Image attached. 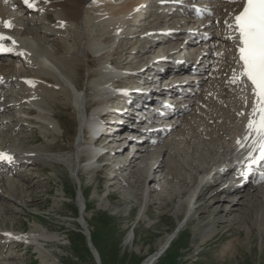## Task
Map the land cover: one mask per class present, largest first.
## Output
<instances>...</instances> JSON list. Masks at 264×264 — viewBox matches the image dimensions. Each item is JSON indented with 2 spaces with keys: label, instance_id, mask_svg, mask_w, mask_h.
<instances>
[{
  "label": "rangeland",
  "instance_id": "rangeland-1",
  "mask_svg": "<svg viewBox=\"0 0 264 264\" xmlns=\"http://www.w3.org/2000/svg\"><path fill=\"white\" fill-rule=\"evenodd\" d=\"M89 1L87 0V3ZM88 11L90 16L94 17L90 8ZM86 16L83 13L74 22H69L68 27L71 29L65 32L68 47L65 48L64 42L55 36L53 39H56L57 45L49 44V48L63 61L64 72L70 74L68 76L78 88L86 90L87 109L93 114L106 103L104 99L106 94L103 95V92L99 91L100 85L108 86L110 81H113L104 77L103 70L108 60H112L118 67L137 71L147 63V57L157 53L158 50L169 48L170 45L161 44L156 47L155 44H151L153 49L150 48L147 57L141 56L143 60L134 57L128 62L127 39L123 38L118 41L116 46L118 48L113 55L105 52L98 57L96 51L88 50L87 57L81 50L85 42L95 38L99 43L104 41L105 46H110L114 42L116 45V41L113 36L109 38H105L106 35L100 36L98 25L86 28L84 25ZM43 17L39 14L29 16L33 20L45 21ZM52 26L51 21L45 25L47 29ZM129 35L130 33H127L126 36ZM139 39L142 40L134 45L136 49H142L148 44L146 37ZM67 48L71 51L67 52ZM16 68L12 70L15 71ZM14 71L9 73L14 74ZM22 74H30V70L27 68ZM22 88L23 85L21 88L14 85L8 87L7 91L12 92L9 100L23 101L27 94L21 96L13 92ZM68 95L69 97H66L60 93L55 99L45 103L48 116L45 122L52 125L40 123L37 115L35 116L36 112H33L31 119L26 118L24 111L30 106L28 103H20L16 108L4 112L8 117L16 115V119L4 128L6 133H11L0 138V146L26 153L29 156L26 160L30 161V164H25L19 174L0 175L2 179L0 185L3 186L0 188L3 190L5 184L9 190L11 184L17 182L16 189L11 193L13 196H10V193L5 194L9 197L1 196L0 230L13 231L16 235L33 232L37 236L43 233L48 238L43 240L44 242H30L27 245L16 244L17 242L3 243L1 241L6 239L0 236V264H96L93 257L85 253L82 244L74 243L70 238L71 232L82 230L77 222L80 205L77 194L80 186L86 202L84 216L92 237L94 235L92 241L99 251L102 264H142L159 249L164 237L172 233L179 222L185 219L187 221L171 246L153 264H264V199L258 198V201L254 202L257 205L241 204L235 207L232 205L239 199V194L251 191L248 188L236 192L237 194L230 192L228 194L231 195H228L227 192H222L218 198L211 197L213 191L223 186L224 183L220 182L211 191H207L205 209L195 208L187 214L189 204H194V199L190 201L191 184H193L190 176L195 174L194 169H191L187 163L209 164L211 158L206 153L207 147L220 143L222 145L225 142L227 133L231 131L228 129L231 126L229 119L221 121L220 125L219 122L207 123L209 126L204 125L206 130L200 129V133H197L198 130L195 131L194 138L195 140L198 138L201 143L198 152L206 153L204 161L203 158L202 160L200 157L196 158L200 155H197L198 152L194 154L197 148L195 144L192 148L185 147L186 151L183 150V143L180 145L181 157L175 154L179 158L175 175L178 180H173L176 177L165 178L164 172L159 171L151 173L147 182L137 184L136 180L142 175L146 176L147 170L151 171L152 168L154 170L153 158L156 157L155 160L158 161L161 156L150 155L151 159L142 163L138 175L129 179L132 167L125 166L118 171L115 168L125 163L124 157L126 158L127 154L119 161L102 168L104 164L89 166L92 154L87 149L81 152L79 175H76L69 164H73L71 160L75 148L74 141L76 142L80 125L70 93ZM52 116L57 118L54 119ZM207 126L208 128L211 126L209 130ZM54 128L56 129L53 130ZM180 128L182 127H179L175 133L179 132ZM89 131L90 128L86 127L84 140L86 148L90 146ZM183 152L188 154L185 161L182 158ZM33 154H36V159ZM50 155L57 158L49 159ZM125 178H128L127 181ZM23 184L29 189L25 191L24 196L17 190ZM247 196L243 199L246 203L248 202L246 199L249 198ZM202 201L204 200L200 198L198 204ZM258 215L263 217L262 224L257 223ZM219 218L222 220H216ZM123 255H126L127 260Z\"/></svg>",
  "mask_w": 264,
  "mask_h": 264
},
{
  "label": "bare ground",
  "instance_id": "bare-ground-1",
  "mask_svg": "<svg viewBox=\"0 0 264 264\" xmlns=\"http://www.w3.org/2000/svg\"><path fill=\"white\" fill-rule=\"evenodd\" d=\"M182 1L184 2L186 0H124L120 2H115L113 0H90L88 3L87 0H33V2L35 3V7H32L34 8V10L30 12L27 8L29 5H24L23 3L21 5L19 0H14L12 3H5L3 2V0H0V31L4 32L6 36L11 37L15 41V44L11 47L13 50V53L11 55L12 58H5L0 61V65L3 60L11 62V64L2 63V66L0 67V78H2V81L4 84H6V86H8V84H13L14 87L21 88L23 84L24 88L20 90H13V92H15V95L16 93L21 96L27 94L26 96H24L25 99L23 101L21 99V101L18 99V102H12L11 99H5V96L10 97L12 95V92L10 93V91H7V94L5 95L3 93V90L0 88V138L6 135H10L11 132L6 133L4 128L9 126V124L16 119V115H14L13 117L5 116L4 112H6L7 110L16 108V106H18V104L20 103L27 102L30 105L26 108L27 114L32 116L33 112H36L37 114H35V116L37 115L36 117L38 118L40 123H43L45 125H52L45 122L48 120L45 103L50 99H55L60 93L65 95L66 97H69L68 94L70 93L72 105L77 111L78 123L80 125L77 138H75L76 142L74 141L75 148L73 158L71 160V162L73 161V164H69L70 169L74 174L79 175L81 152L84 149H87L92 154H90L92 156L90 160L92 161L89 163V166L96 165L98 161H95V151L92 147L88 146V148H86V146L84 145L85 128H91L96 124V117H90V115L88 114L86 90L79 89L77 84L68 76L70 74L67 75L64 72L63 61L60 60L58 55L49 48V44H55V46L57 45L56 39H53L56 36L58 40L64 42L65 48L66 46L68 47V45H66L68 44V40L66 38L65 32L71 29H69L68 27L69 22H74L79 17V15L83 13L84 16H86V12L90 8L91 13L94 17H91L89 14L90 11H88L87 16L84 19L85 27L88 28L98 25L99 35H106L105 38L113 36V39L116 41V45L114 42V44L112 43L113 45L110 44V46H105L104 41L103 43H99L95 38H93L90 41L85 42L81 47V50L83 51L82 53H85L87 57L89 56L88 50L96 51L98 57L102 56L105 52H110V55H113L116 48H118L116 47L118 46V41L126 38V54H129L127 56L128 62L132 61L134 57L141 58L142 56L145 58L148 55V51L153 49V46L150 45L148 48L136 49L134 45L142 40H140L139 38L146 37L147 40L151 38V44H155L157 47L159 39L174 35L176 33L172 32L168 35L160 36L159 32L156 30H160L161 28L165 30L168 28L170 30L179 29L180 31H184L185 26L183 27L182 23L186 20L180 15V12H175L172 15L168 13V11L173 8L172 6H174L175 3ZM169 2L175 3H171L169 5ZM218 7L220 10V16L216 18V23L219 22L218 26L220 25L221 31L218 32V29H216V33H214L213 27H210V29H212L211 32L214 33L215 37L214 40L209 43V45L212 50L213 46L216 45V51L218 54H220L221 58L218 59L217 64L207 66V61H211L212 59L217 60L215 55L212 54V50L209 48L210 50L206 49V52L204 51V53L200 55V61L198 65V67L202 68L215 67L216 70H213V74L217 75L216 78L210 79L209 81L206 80L204 82L206 90L202 94H200L197 99H193L194 102L191 101L189 103V109H192L190 115H187L188 117H185V115H183L182 118L173 121V132L171 133L169 139L160 144L158 142L159 146L157 143H144L141 147L137 145L136 152L128 158V162L126 160V162L122 166H120L119 169H117L118 171L120 170V168L125 166H127V168L132 167L131 173L129 174V176L127 175L128 178L131 179L135 175H138L139 170H141L142 168V163L147 162L148 159H151V156L154 157L155 155L161 157L158 161L155 160L156 157L153 158L155 161V167L153 166L154 170L153 168L151 171L147 170V174H145L146 176L142 175L136 180L137 184L147 182L151 173H158L159 171L164 172L165 178L176 177V165L178 164L177 159L179 158H177L175 154H178L181 157L180 152L182 150V147L180 145L183 143V150L186 151V148H189L188 146L192 148L193 144H195L194 146L197 148L194 150V154L197 153L201 143L199 142L198 138H196L195 140V131L198 130L197 133H200V129H205V124L207 123L211 124V122H219L220 125L221 121L223 122V120L226 121V119H229V122H231V126L228 129L229 131H231H228V137L226 136L227 138H225V142L222 145L220 143L215 144L214 146L209 145L207 147L206 153H208L211 158L209 159L210 161L208 160L209 164H193V162L187 163L188 166H190L191 169H194L195 171V174L193 176H190L191 182H193V184H191L190 201L194 199V204H189L187 214H189L195 208H206L205 201H207V191H211L215 185L222 182L223 180L220 179L221 177L229 178L230 173H227V171L230 169L229 166L231 162L236 161L237 157H242L243 155L249 153L251 151V148L254 146V139H251L253 135L250 134V130L248 128L249 120H251L253 116V111H251L252 96L249 95L248 88L242 84L243 82L238 80L239 76L236 71V58L231 55L235 51L233 30L232 27H230L231 16L238 11L240 2L238 0H221L218 4ZM31 13L43 15L46 20H33L29 18ZM5 21H11L13 27L6 28L4 26ZM50 21L51 23H53V26L50 29H47L45 25ZM141 25L146 26L144 27V30L140 29L138 31L136 28H139ZM213 25H215V21H213ZM37 32H39L41 36H39ZM127 33H130V35L126 36ZM149 33L152 35H150ZM175 44H178V42H176ZM224 47L225 49H223ZM161 50H164V48ZM70 51L71 50L69 48L67 52ZM226 52L227 55H225ZM162 53H164V51H160L159 55ZM200 53L201 51L199 50V54ZM69 56H71V54ZM150 57H147L146 60H148V58ZM143 59L141 58V60ZM136 61L138 62V60ZM16 62L18 63L17 65H15ZM148 62L147 65L149 64ZM113 64L114 63L112 60H108L106 62V65L104 66V77L109 78L108 80L119 78L118 76L121 75L120 70H123L121 69L122 67L120 68L114 66ZM11 67L14 69L16 67L17 68L14 71ZM218 67L219 69L217 70ZM27 68L30 70V74H22V72L26 71ZM10 71H14V74H10ZM29 81H31L32 83H29ZM114 82H116V80H113V82L110 81L108 86L100 85L99 91L103 92V95L106 94V98H109L111 96L114 90ZM21 90L25 91L21 92ZM171 101L173 102V99H171L170 102ZM102 110H107V103L100 106L97 112H100ZM53 118L56 119L57 116L56 118ZM40 119L43 121H41ZM179 126H181L182 128H180L179 132L175 133L174 131L177 130ZM55 129L56 128H54L53 130ZM213 132H215L214 128ZM148 138H154V135L150 134V137ZM113 142L115 143V141ZM116 142H121V139L116 140ZM7 143H5V145ZM161 145L164 146L162 147ZM220 150L221 152H219ZM0 152L10 153L13 158L16 159L29 158L26 153L10 147L0 146ZM117 153L118 152H115L113 157L117 156ZM206 153L200 151L197 154L200 156L196 158L200 157L201 160L203 158L204 161V154ZM219 153L221 154L219 155ZM33 155L35 156L34 159H36V154ZM42 156L45 155L42 154ZM187 157L188 154L183 152V161H185ZM48 158L56 159L57 157H53L50 155L48 156ZM26 162L29 161L26 160ZM1 165L2 163L0 162V166ZM183 169L185 170V168ZM128 178H125V180ZM77 179L79 180L80 178L77 176ZM173 180L178 179L176 177ZM182 182L186 183V181L183 180ZM16 184V181L13 182L9 190L8 186L6 188V184H3L5 186V189L3 190L0 188V199L1 196L9 193L10 196H13V194L11 193L13 192V189H16ZM0 187L3 186L0 185ZM247 188L251 191L247 192L246 194H239V199H237V201L232 204L234 207L241 204L257 205L254 202H257L258 198H260V200L264 199V180L261 182V184H252L249 182L245 183V181L242 183L240 179H237L236 181H234V183H231L230 186L225 189L219 188V190L213 191L211 193V197L216 196L218 198V195H221L222 192H227V194L230 192L231 194H233V192H235L234 194H237L236 192L245 191L247 190ZM17 190L19 191L20 195L24 196L25 191L29 189H27L23 184V186H20L19 189L17 188ZM252 190H254L253 193H251ZM81 192L78 195V202L82 209L84 224L88 226V223L84 216L86 202L84 193L82 192L81 194ZM5 196L9 197V195ZM246 196L249 197L246 199L248 201L247 203L243 200ZM200 198L204 201L198 204V200ZM181 205L182 204H180V206ZM0 213H2V210ZM216 220L222 219L219 218ZM186 221L187 219L180 221L177 228L172 233L164 237V239L160 243L159 249L148 258H146L142 264H151L153 259L157 260L161 255H163L178 235L179 232H176V230L179 229L180 231ZM262 221L263 217L258 215L257 223L262 224ZM35 234L31 232L27 234L20 233L16 235L14 232L8 230H0V236L6 239L2 240L1 242L8 244H12L15 241H19L16 244H21V242L25 240L27 242L40 243L41 241L47 240L48 238V236L43 233L37 236H35ZM156 260H154L152 264Z\"/></svg>",
  "mask_w": 264,
  "mask_h": 264
},
{
  "label": "snow or ice",
  "instance_id": "snow-or-ice-1",
  "mask_svg": "<svg viewBox=\"0 0 264 264\" xmlns=\"http://www.w3.org/2000/svg\"><path fill=\"white\" fill-rule=\"evenodd\" d=\"M29 7H35L33 0H25ZM235 29L239 35V53L242 62L240 79L246 78L253 86L255 105L253 115L257 118L249 120L250 134L256 137L254 146L260 150L259 159L253 158V163L264 160V0H245V5L234 17ZM6 28L13 27L11 21H5ZM232 27V25H230ZM6 40L15 41L0 33V52L12 51L4 43ZM29 83H32L29 81ZM239 143V141H238ZM13 156L7 152H0V160L11 161Z\"/></svg>",
  "mask_w": 264,
  "mask_h": 264
},
{
  "label": "water",
  "instance_id": "water-1",
  "mask_svg": "<svg viewBox=\"0 0 264 264\" xmlns=\"http://www.w3.org/2000/svg\"><path fill=\"white\" fill-rule=\"evenodd\" d=\"M79 214H80L79 223H80L81 227L84 230V234L86 236V241H87L88 248L91 251V254H92L96 264H102V262L100 260L99 252L97 251V249L93 245L92 238H91V231L89 230L88 226L84 224V220H83V217H82V209L81 208H80ZM178 230H176V232Z\"/></svg>",
  "mask_w": 264,
  "mask_h": 264
},
{
  "label": "trees",
  "instance_id": "trees-1",
  "mask_svg": "<svg viewBox=\"0 0 264 264\" xmlns=\"http://www.w3.org/2000/svg\"><path fill=\"white\" fill-rule=\"evenodd\" d=\"M93 234H94V233H93ZM70 238H71V240H72L74 243L78 242V243L82 244L85 253H86L88 256H90V257L92 258V255H91V253H90V251H89V249H88V246H87V243H86V240H85V236H84L80 231H79V232H71V234H70ZM92 238L94 239V235H93ZM77 253H78V252H77ZM113 256H116V254H113ZM123 257L126 259V255H123ZM122 259H123V258H122ZM125 259H124V260H125ZM126 260H127V259H126ZM74 264H75V263H74Z\"/></svg>",
  "mask_w": 264,
  "mask_h": 264
}]
</instances>
